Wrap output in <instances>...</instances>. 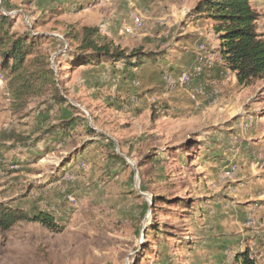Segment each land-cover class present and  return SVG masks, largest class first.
I'll return each instance as SVG.
<instances>
[{"label":"rangeland","instance_id":"374dc122","mask_svg":"<svg viewBox=\"0 0 264 264\" xmlns=\"http://www.w3.org/2000/svg\"><path fill=\"white\" fill-rule=\"evenodd\" d=\"M205 2L0 0L65 98L14 105L0 53V210L57 224L0 228V264H237L246 249L264 264V75L222 67ZM249 3L264 37V0ZM85 26L142 65H81Z\"/></svg>","mask_w":264,"mask_h":264},{"label":"trees","instance_id":"16d2710c","mask_svg":"<svg viewBox=\"0 0 264 264\" xmlns=\"http://www.w3.org/2000/svg\"><path fill=\"white\" fill-rule=\"evenodd\" d=\"M202 10L208 11L218 25L214 27L218 33V48L222 60V67L233 71L239 83H247L252 79L260 78L264 75V37L263 33L257 31L256 21L257 11L251 6L249 0H206ZM8 17L0 14V53L3 56L4 67L11 76L10 90L13 95L14 105L23 109L29 98L51 94V87L54 86L53 99L57 103L65 101V98L56 90L53 80V71L44 66L35 58H30L34 50L33 42H26L20 37H11L6 27ZM9 25V24H8ZM77 41L79 54L83 57L79 59L80 64H89L101 59L115 61L125 60L126 66L136 67L142 65L141 49L131 50L129 53L125 49L114 45L107 40L106 36L99 33L97 27L85 26L81 34H74ZM153 63L157 62L154 52L144 53ZM10 57L9 63L7 58ZM135 59V63L131 60ZM72 124V119L62 124L68 128ZM92 131L91 128L88 129ZM34 220L47 227H55L52 214L41 211L33 217L9 209L0 210V228L7 229L18 220ZM237 264H257L254 258L249 255L248 250H244L235 255Z\"/></svg>","mask_w":264,"mask_h":264},{"label":"built area","instance_id":"2783aa9c","mask_svg":"<svg viewBox=\"0 0 264 264\" xmlns=\"http://www.w3.org/2000/svg\"><path fill=\"white\" fill-rule=\"evenodd\" d=\"M133 21H134V23H136L138 25H139V23H141L140 17L138 15H133Z\"/></svg>","mask_w":264,"mask_h":264}]
</instances>
